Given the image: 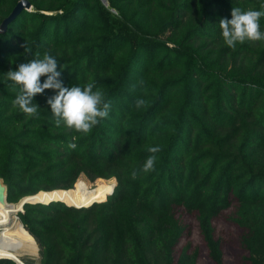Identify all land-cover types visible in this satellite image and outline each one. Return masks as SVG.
<instances>
[{"label":"trees","instance_id":"obj_1","mask_svg":"<svg viewBox=\"0 0 264 264\" xmlns=\"http://www.w3.org/2000/svg\"><path fill=\"white\" fill-rule=\"evenodd\" d=\"M18 1L0 0V178L9 202L39 190L68 201L18 212L40 264H195L188 246L173 258L185 230L176 206L196 212L222 264L212 222L234 202L248 262L264 264V40L229 48L219 26L233 8L264 11V0H29L4 24ZM46 53L65 87L93 83L110 104L89 134L56 126L53 90L34 97L36 117L13 105L20 89L7 72ZM81 174L107 182L85 188ZM113 177L104 200H79Z\"/></svg>","mask_w":264,"mask_h":264},{"label":"clouds","instance_id":"obj_2","mask_svg":"<svg viewBox=\"0 0 264 264\" xmlns=\"http://www.w3.org/2000/svg\"><path fill=\"white\" fill-rule=\"evenodd\" d=\"M264 7V5H262ZM264 11L248 10L242 11L233 8L231 19L223 18L219 21L222 29V37L229 48H235L237 43L247 41L264 40V32L260 30V18ZM57 60L47 53L42 59H32L27 63L20 64L16 70L7 72V77L15 85L19 86V94L13 101L14 106L29 117L38 115L37 104H33L37 94H43L45 90H53L56 94L47 100L51 112L55 118L56 126L61 123L71 130L85 135L97 126L109 114L110 104L105 101L104 94L100 90L93 91L95 85L88 83L84 88L73 86L65 87L60 79L62 71H58ZM41 77H46L41 83ZM143 99L136 101V107H144ZM75 148L74 143L69 144ZM150 155L145 161L142 171L147 173L155 171L156 155L161 149L150 147ZM137 172L133 171L135 179Z\"/></svg>","mask_w":264,"mask_h":264},{"label":"rangeland","instance_id":"obj_3","mask_svg":"<svg viewBox=\"0 0 264 264\" xmlns=\"http://www.w3.org/2000/svg\"><path fill=\"white\" fill-rule=\"evenodd\" d=\"M102 2L105 5H108L107 1L105 3L102 0ZM30 8L32 9V6ZM111 11L115 12L114 10ZM78 179L77 181L83 182L85 188H88L89 186L92 189L103 186L107 182V179L104 178H96L94 180H91L84 174H81ZM114 184L115 180L110 187H107L108 192L104 194L105 196L111 193ZM42 196L43 195L40 193L34 196H30L29 199H42ZM67 198L70 199L69 197H66V199ZM18 201H16L15 203H17ZM236 207L237 203L234 202L232 206L223 210L219 215H217L212 222L214 227L213 234L214 237L218 239L220 245L219 247L222 252V264H249L247 259L248 252L241 243V237L245 233L246 229L238 225L234 219L236 215ZM22 209L23 210L20 212L24 211V207ZM174 213L175 216L180 220V222L185 225L183 235L173 251L174 261H177L183 247L188 246V253H196L195 264H217L209 254V248L199 227L196 212H189L186 211V209H184L182 206H176L174 208ZM13 214L17 216V219L21 222L19 214ZM3 228L4 226H1L0 231ZM22 260L24 261L23 264H40L39 245L36 254L26 253L22 256ZM15 263L18 264V262ZM19 264L22 263L19 262Z\"/></svg>","mask_w":264,"mask_h":264},{"label":"bare ground","instance_id":"obj_4","mask_svg":"<svg viewBox=\"0 0 264 264\" xmlns=\"http://www.w3.org/2000/svg\"><path fill=\"white\" fill-rule=\"evenodd\" d=\"M75 185V184H74ZM115 186V184H114ZM113 186V188H114ZM56 190V189H53ZM102 191H96L91 193H99V195L95 194L91 197H88V199H79L83 200L85 202H97L104 200L107 196H104L102 199H96L98 196H100L101 193L105 194L108 192L107 187L101 188ZM51 191V190H49ZM113 191V189H112ZM111 191V192H112ZM42 192V191H40ZM44 192V191H43ZM47 192V191H45ZM61 192V191H58ZM79 192V191H78ZM77 192V193H78ZM82 193L85 194L81 190ZM65 193V192H62ZM75 193V194H77ZM43 198H37V199H28L31 201L39 200V201H50V200H61L66 201L65 197L59 195V194H47V193H41ZM67 195H75V194H68ZM89 194V193H86ZM58 196V197H57ZM54 197V198H52ZM63 197V198H61ZM78 200V201H79ZM73 202V201H71ZM90 202V203H91ZM18 205V204H17ZM17 205H10L5 202H0V226H4V228L0 231V257H10L16 260V262L24 263L22 260V256L26 253L29 254H36L38 250V245L36 240H34L33 236L24 228V226L21 224V222L17 219V216H15L11 208L16 207ZM87 206V205H86Z\"/></svg>","mask_w":264,"mask_h":264},{"label":"water","instance_id":"obj_5","mask_svg":"<svg viewBox=\"0 0 264 264\" xmlns=\"http://www.w3.org/2000/svg\"><path fill=\"white\" fill-rule=\"evenodd\" d=\"M103 1L106 3L107 0H103ZM31 6L32 5H31V3H30L29 0H19L16 3V5L14 6V8L12 9L11 13L9 14V16L4 20V24H6L9 20H11L14 16H16L22 9L32 10L30 8ZM116 183H117V181H116V178H115V186H116ZM74 184H73V186H74ZM115 186H114V188H115ZM114 188H113V190H114ZM67 189H69V188H67ZM40 191H44L45 192V191H49V190H39L38 192H36L34 194L25 195V196L21 197L17 203H15V202H9L7 200V186L3 182L2 178H0V202H5V203L10 204V205H17L18 204L16 207L11 208L14 213H18L19 211H22L23 210L22 208L24 207V205L26 203H42V204H48V203H50L52 201L63 202L61 200H50L48 202H43V201H39V200L31 201V200L28 199V197L34 196L37 193H39ZM69 206H73V205H69ZM74 207H76V206H74ZM81 207H86V206H81ZM21 224L23 225L22 222H21ZM0 228H1V226H0ZM0 258H9V259H12L13 261L16 262L15 259L10 258V257H0Z\"/></svg>","mask_w":264,"mask_h":264}]
</instances>
